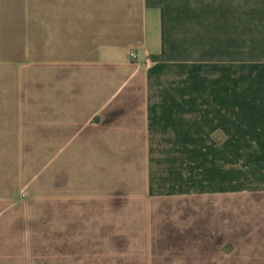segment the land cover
Instances as JSON below:
<instances>
[{
    "label": "crops",
    "instance_id": "0c3cea01",
    "mask_svg": "<svg viewBox=\"0 0 264 264\" xmlns=\"http://www.w3.org/2000/svg\"><path fill=\"white\" fill-rule=\"evenodd\" d=\"M263 36L264 0H0V202L46 157L51 204L174 196L176 264H264V210H247L264 204V99L241 98L229 48ZM84 217L49 212L41 246L0 211V264H71L87 247L56 220Z\"/></svg>",
    "mask_w": 264,
    "mask_h": 264
},
{
    "label": "rangeland",
    "instance_id": "374dc122",
    "mask_svg": "<svg viewBox=\"0 0 264 264\" xmlns=\"http://www.w3.org/2000/svg\"><path fill=\"white\" fill-rule=\"evenodd\" d=\"M257 39H264V36ZM219 46L217 45L216 49ZM229 48L233 74L239 70L235 65L242 63V75L239 78L241 84H246L247 88L241 93V98L264 99V42L232 44ZM3 158L5 157L0 154V175L4 164ZM39 161L40 170L34 174V184L31 187L17 189L9 201L0 202V211L25 213L31 218L24 220L25 226L32 228L31 243L42 246L49 242L48 229L51 222L47 218L49 212L81 213L86 217L69 221L56 220V223L60 222L62 225L63 222L71 223L68 230L72 229L73 235L65 237L66 242L78 245L82 243L81 245L87 247L85 251L70 253L71 264H78L76 261L79 260H85L87 264H176L174 196L153 199L152 203L140 202V198L135 197L136 202L130 204L128 202L117 205L98 202L83 204L79 203V198H74L72 203L65 205L51 204L47 186L46 157H41ZM256 200L259 198L249 197L248 211L264 210V204ZM232 210L244 209L234 203ZM126 212H134L136 217L140 218L132 220L123 219L122 216L119 219L109 218L111 213L126 215ZM144 212H151V218L145 219ZM56 234H61L60 237H56L57 241L58 238L64 241V231L57 225ZM39 254L44 259L47 252Z\"/></svg>",
    "mask_w": 264,
    "mask_h": 264
},
{
    "label": "built area",
    "instance_id": "2783aa9c",
    "mask_svg": "<svg viewBox=\"0 0 264 264\" xmlns=\"http://www.w3.org/2000/svg\"><path fill=\"white\" fill-rule=\"evenodd\" d=\"M131 56L135 58L137 56V53L135 51H131Z\"/></svg>",
    "mask_w": 264,
    "mask_h": 264
}]
</instances>
